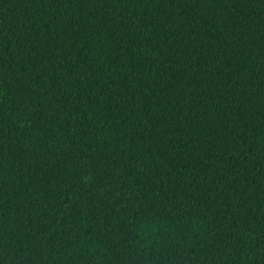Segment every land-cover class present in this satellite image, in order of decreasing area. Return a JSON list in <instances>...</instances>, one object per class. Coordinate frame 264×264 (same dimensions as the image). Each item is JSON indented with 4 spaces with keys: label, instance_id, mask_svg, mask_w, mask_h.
<instances>
[{
    "label": "trees",
    "instance_id": "16d2710c",
    "mask_svg": "<svg viewBox=\"0 0 264 264\" xmlns=\"http://www.w3.org/2000/svg\"><path fill=\"white\" fill-rule=\"evenodd\" d=\"M0 264H264V0H0Z\"/></svg>",
    "mask_w": 264,
    "mask_h": 264
}]
</instances>
